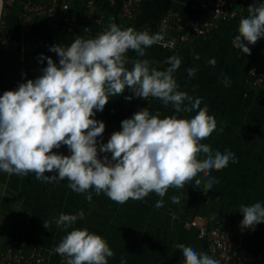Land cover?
<instances>
[{"label": "crops", "instance_id": "0c3cea01", "mask_svg": "<svg viewBox=\"0 0 264 264\" xmlns=\"http://www.w3.org/2000/svg\"><path fill=\"white\" fill-rule=\"evenodd\" d=\"M42 0H7L10 17L5 23V31L12 47L18 52L28 79H36L47 67L51 57L59 65V57L50 51L53 45L70 46L77 36L95 38L114 22L121 28L134 27L140 31L143 24L154 26L168 10L179 11L190 21H202L206 13L198 6L197 0H142L134 19H124L121 14L123 0H93L96 12L91 14L87 0H69L72 23L52 31L44 18L36 17L30 29H22L29 4ZM264 0H245L234 5L236 16L213 34L195 37L177 50L165 49L158 44L147 48L144 57H138L130 50L126 67L131 70L135 59H148L151 66L165 70L167 59L173 55L181 58V65L174 73L179 91L187 92L193 98H202L201 107L208 106L209 115L216 120V130L201 143L213 150H231L236 162H229L220 171L213 170L211 177L219 182L207 192L195 186V179L206 182L203 174L182 189L169 188L163 197V207L155 208L161 198L154 192L143 201L129 200L123 205L115 203L104 193L96 195L92 190V200L87 193L78 194L67 187V180L60 183H43L34 174L26 177L9 176L0 173V248L37 246L46 255L47 264H65L64 258L52 249L72 228H88L104 237L114 252L108 264H184L180 249L183 243L197 252H207V240L200 237L196 228L190 227L193 219H202L214 225L221 218H228L241 224V205L250 206L260 202L264 205V90H258L246 81L251 65H264V37L254 45L243 43L250 48L245 54L232 45L238 35L239 21L246 18L247 9L253 3ZM102 19L99 20V16ZM7 16V14L5 15ZM5 18V17H4ZM88 28V31H84ZM216 60L211 66L208 61ZM195 68L193 77L187 69ZM222 77L231 80L226 87ZM1 78V74H0ZM123 94L110 97L103 111H97L114 122L121 130V122L128 119L123 110ZM149 111L160 112L161 118L177 115L191 118L193 112L175 113L172 104L165 106L154 98ZM203 153L200 159H203ZM45 175L55 174L46 172ZM175 197L178 202L173 203ZM83 210V219L68 229L57 227L55 218L60 213L76 214ZM215 215L216 219L211 217ZM44 221H51L46 229ZM246 246L254 251L264 249V223L254 230L247 229Z\"/></svg>", "mask_w": 264, "mask_h": 264}, {"label": "clouds", "instance_id": "9594fccd", "mask_svg": "<svg viewBox=\"0 0 264 264\" xmlns=\"http://www.w3.org/2000/svg\"><path fill=\"white\" fill-rule=\"evenodd\" d=\"M247 13L239 21V34L232 45L250 55L243 41L254 45L264 37V2L253 3ZM161 39L159 34L121 28L111 22L95 38L79 35L70 46H51L49 50L58 55L59 65L41 54V62L47 59L42 74L0 95V171L9 176L34 174L43 183L66 179L67 187L78 194L87 193L89 202L94 190L120 205L130 199L143 201L154 192L161 198L154 207L161 208L169 188L182 189L201 173L206 182L195 179V186L210 190L219 182L211 172L226 168L229 162H236V157L229 149L221 152L201 143L216 130V120L209 115L207 105L201 107L202 98L178 90L174 73L181 58L169 57L165 70L152 67L148 59L133 60L131 70L126 67L130 50L144 57L145 50ZM208 63L214 67L216 60ZM187 72L193 77L196 69ZM221 82L226 87L231 84L228 77H222ZM126 88L137 98L148 100L151 96L165 106L172 104L177 114H196L191 118L175 114L161 118L159 111L152 114L148 107L143 108L124 119L121 130L98 147L97 138L102 137L105 123L93 117L103 111L110 97L123 94ZM65 145L70 155L53 151ZM100 153H110L111 157L101 159ZM46 172L58 175L47 176ZM172 200L178 202L175 197ZM239 211L243 214L242 229L254 230L264 223V205L260 202L241 205ZM84 215L83 210L60 213L55 223L68 229ZM211 218L216 219L215 215ZM50 223L44 221L43 226L48 229ZM175 247L181 250L184 264H220L218 259L183 243ZM52 251L63 257L65 264H108V258L114 256L108 241L86 227L72 228Z\"/></svg>", "mask_w": 264, "mask_h": 264}, {"label": "built area", "instance_id": "2783aa9c", "mask_svg": "<svg viewBox=\"0 0 264 264\" xmlns=\"http://www.w3.org/2000/svg\"><path fill=\"white\" fill-rule=\"evenodd\" d=\"M142 0H123L121 14L124 19H134L137 15ZM245 0H197L198 6L206 13L202 21H190L179 11L168 10L158 22L152 26L143 24L140 31H147L149 34H159L162 39L157 42L159 46L177 50L185 46L195 37H205L213 34L223 23H226L236 16L234 5L236 2ZM8 3L5 0L2 20L0 24V72L1 86L4 91L16 90L20 83L26 82V76L19 56V52L12 47L5 31L3 17L8 14ZM69 0H42L29 4L24 17L22 29L28 31L31 21L36 17L46 20L48 27L54 32L72 23V15ZM87 6L91 14L96 12V5L93 0H87ZM99 20L102 19L100 15ZM130 51L126 54V59ZM246 81L258 90H264V65H251L246 74ZM132 96L131 100L126 97ZM123 99V110L127 118L143 108L151 106L154 98H137L128 90ZM105 123V131L102 137H98L100 143H107L113 132L118 131L114 122L102 115L93 117ZM58 153L70 155L67 146L54 149ZM104 155L100 153L103 159ZM2 173V171H0ZM55 175L58 173L49 172ZM241 224L228 218L219 219L214 225H209L202 219H193L189 226L198 230L199 236L206 239L207 254L220 261V264H264V249L254 251L246 246L247 229H242ZM0 264H47L44 251L37 246H21L18 248H0Z\"/></svg>", "mask_w": 264, "mask_h": 264}, {"label": "water", "instance_id": "95a60500", "mask_svg": "<svg viewBox=\"0 0 264 264\" xmlns=\"http://www.w3.org/2000/svg\"><path fill=\"white\" fill-rule=\"evenodd\" d=\"M4 3H5V0H0V24H1V20H2ZM0 95H3V89H2V86H1V82H0Z\"/></svg>", "mask_w": 264, "mask_h": 264}, {"label": "trees", "instance_id": "16d2710c", "mask_svg": "<svg viewBox=\"0 0 264 264\" xmlns=\"http://www.w3.org/2000/svg\"><path fill=\"white\" fill-rule=\"evenodd\" d=\"M9 12H8L7 16H4L5 18L3 17V20L7 21V19L10 17V13ZM0 55H1V50H0ZM0 74H1V72H0Z\"/></svg>", "mask_w": 264, "mask_h": 264}]
</instances>
